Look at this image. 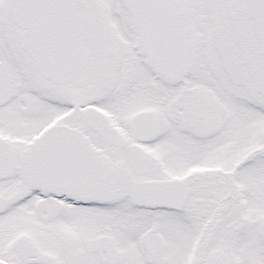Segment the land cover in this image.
<instances>
[{"label":"snow or ice","instance_id":"6c2138e0","mask_svg":"<svg viewBox=\"0 0 264 264\" xmlns=\"http://www.w3.org/2000/svg\"><path fill=\"white\" fill-rule=\"evenodd\" d=\"M0 264H264V0H0Z\"/></svg>","mask_w":264,"mask_h":264}]
</instances>
